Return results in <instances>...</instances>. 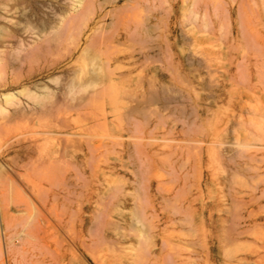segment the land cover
Returning <instances> with one entry per match:
<instances>
[{
	"label": "rangeland",
	"instance_id": "1",
	"mask_svg": "<svg viewBox=\"0 0 264 264\" xmlns=\"http://www.w3.org/2000/svg\"><path fill=\"white\" fill-rule=\"evenodd\" d=\"M0 106V264H264V0H0Z\"/></svg>",
	"mask_w": 264,
	"mask_h": 264
},
{
	"label": "bare ground",
	"instance_id": "2",
	"mask_svg": "<svg viewBox=\"0 0 264 264\" xmlns=\"http://www.w3.org/2000/svg\"><path fill=\"white\" fill-rule=\"evenodd\" d=\"M6 74L9 75V73H6ZM13 83H14V80L9 79L5 85H8L9 88H12ZM14 100H15V95L12 93H8L5 97L6 103H10ZM29 108L30 107L27 105L16 107L12 110L11 115H15V114L21 115L24 112H27ZM0 111L5 112L6 108H4L3 106H0ZM55 129L58 130V128H55ZM55 129H52V130L55 131ZM15 137H18V134L15 133L9 136L3 143L0 144V208H3L5 218L8 217V210L4 208L3 206L6 205L7 200L9 198L7 195L6 189L8 185L14 186L16 181L11 175H7V176L1 175L2 174L1 167L3 165L2 163L10 162L8 156L14 152L18 153V156L32 157L33 155L31 146H27L26 148V146L21 145L20 148H18V144L16 140L14 139ZM40 153L41 154L39 155V158L35 165V171H33L39 175L38 181L29 179L25 177L23 174H21V176H23L22 182L26 186L33 184L34 186L42 187L43 182L48 179L47 174H49L52 171L54 174L56 183L59 185V183L61 182V174H62L60 149L58 147H54V149H52L48 153H44L43 151H41ZM26 170L28 171L29 169H26ZM27 174L30 175L29 171L27 172ZM45 231L46 229L43 228L41 231L38 230L37 234L44 245H49V242L47 239V233ZM54 250L56 252L55 264H62V260L60 258V255H61L60 246L56 244L54 246ZM43 260H45V258H43Z\"/></svg>",
	"mask_w": 264,
	"mask_h": 264
}]
</instances>
